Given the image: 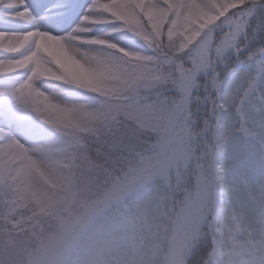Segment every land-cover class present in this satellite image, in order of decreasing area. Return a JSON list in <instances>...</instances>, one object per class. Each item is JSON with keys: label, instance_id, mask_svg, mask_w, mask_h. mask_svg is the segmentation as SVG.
I'll return each mask as SVG.
<instances>
[{"label": "rangeland", "instance_id": "374dc122", "mask_svg": "<svg viewBox=\"0 0 264 264\" xmlns=\"http://www.w3.org/2000/svg\"><path fill=\"white\" fill-rule=\"evenodd\" d=\"M137 1L139 0H132L133 3ZM225 1L228 7L244 3L251 6L254 2ZM54 2L52 0V4H49L50 9ZM147 2L148 14L158 16L159 11H149L154 0ZM186 2L205 5L204 0ZM129 3L130 0H91L87 19L79 21L80 25L76 24L69 31L68 42L60 39L62 34H53L49 29L39 28L35 31L28 22L27 26L18 29L20 39L14 48L7 52L0 50V142L6 143L9 149L23 150L25 158L41 166L46 177L48 169L44 152L50 145L51 138L41 124L46 122L48 114L58 109L72 111L83 107L85 103L94 102L92 94L95 90H101L103 85L112 82L108 67L122 65V58L118 57L117 50L130 55L137 53L134 50H143L136 41L122 38V24L118 28L112 26L113 21H118L114 15L117 6ZM186 8L189 9V5ZM54 12L55 9L46 11L50 16ZM237 31H243V23L237 25L225 39L222 48L226 49L235 42ZM3 32L5 30L0 28V34ZM17 50H20L19 53ZM149 57L158 63L160 69L150 71L139 86L149 100L153 95L158 96L156 90L161 88L163 92L160 99L154 101L128 104L118 102V112L133 124L116 147L121 149L119 153L122 155L132 157L130 165L134 173L145 171L138 175V179L146 176L148 180L160 176L159 182L171 184L178 177V192L182 194V200L178 217H172L169 222V231L165 226L168 237L163 239L167 240L163 251L167 264H185L191 249L205 239L214 223L219 193L217 170L213 166L217 153L200 138V145L197 146V142L195 147L186 144L181 150H177L174 144L167 143L172 132L174 112L178 108L177 123L180 124V129L185 127L180 118L185 115L186 108L183 96L189 95L193 77L178 65L179 77L176 83L166 68L171 58L158 61L154 56ZM204 59L206 54L201 58L202 64ZM174 83L179 88L180 95L174 100H165V92ZM110 98L111 96L109 100ZM102 99L97 98L99 102ZM200 133L201 130L199 135ZM157 160V169L156 163L147 167ZM78 162L81 167L72 176L69 198L49 216L43 215L39 208L30 206L31 213L23 217L0 220V264H72V260H87V256H92L94 260L88 261L90 264H102L105 250L100 242L96 240L89 249H85L82 243L87 231L94 230L89 224L95 218L88 216V213L98 210L103 203L114 197L120 198L113 204H122L128 195L124 190L128 187L123 189L122 182L99 173L85 153H80ZM149 189L150 187L144 188V199L136 214L132 218L119 220L120 226L125 221L131 222L126 228L121 227L120 236H117L118 245L129 248H125L127 253L121 261L109 259L108 264H150L154 248L152 242L157 244L156 239L152 241V234L156 225L159 224L164 229V224L160 218L153 216L151 209L152 199L161 197V193L156 191V194H152ZM85 222L87 226L84 232L76 235L77 229ZM99 222L100 219H96L94 223ZM99 227H95L96 238L102 231ZM73 238L75 239L71 243ZM80 246L83 247V252L79 251ZM212 257L213 251L209 254L208 261Z\"/></svg>", "mask_w": 264, "mask_h": 264}, {"label": "trees", "instance_id": "16d2710c", "mask_svg": "<svg viewBox=\"0 0 264 264\" xmlns=\"http://www.w3.org/2000/svg\"><path fill=\"white\" fill-rule=\"evenodd\" d=\"M147 1H137L139 8L132 11L118 5L114 12L117 20L121 21L123 31L133 33L141 39L150 37L154 32L158 33V30L164 29L165 24L168 27L164 29V35L169 39L178 38V26L187 25L193 18L204 16L207 13L204 6L211 3V0H204L205 5L199 6L196 2L169 0L167 7L161 9L158 16H152L147 12ZM223 2L226 3L225 0ZM187 5L189 9L186 8ZM128 38L141 44L144 49L143 43L134 36ZM117 52L118 57L122 58V65L108 67L112 82L103 85L101 90H95V95L92 94L94 102L85 103L83 107L72 111L53 110L48 114L46 122L41 124L51 138V143L44 152L47 177L43 174L41 166L25 158L23 150L9 149L6 143L0 142V220L8 221L16 216L23 217L31 213L30 206L39 208L47 217L57 206L65 203L69 198L72 176L77 174L81 167L78 156L83 152L98 168L99 173L122 182L123 189L128 187L124 190L128 195L122 204H113L120 198L114 197L103 203L98 210L88 213V216L95 220L100 219V222L95 224L94 220L89 224L94 230L87 231L82 240L85 249H89L97 240L105 250L104 259L107 261L103 259L102 264H108L109 259L121 261L123 255L127 253L125 248L129 246L121 248L117 243L119 239L117 236H120L121 227L126 228L131 222L125 221L120 226L119 220L132 218L136 214L144 199V188L150 187V193L156 194V191L161 193V197L152 199L151 209L153 216L160 218L164 224V229L159 224L156 225L152 234L151 239L152 241L156 239L157 244L152 242L154 248L150 264H167L163 251L167 240L163 239L168 237L167 230L169 231L171 218H177L180 209L182 194L178 192V177L176 176L177 181L174 180L171 184L159 182L160 176L148 180L146 176L138 179V175L144 174L145 171L134 173L130 165L132 157L122 155L119 153L121 149L116 147L117 142L126 136L133 124L118 112L116 108L118 102L145 103L160 99L163 89L156 90L158 96L152 94L154 97L149 100L139 86L150 71L153 72L155 68L157 70L160 67L151 57L140 52L134 55L120 50ZM165 93L167 94V91ZM101 97L102 102H99L97 98ZM183 102L186 105L185 115L182 116L185 127L180 129L181 126L177 123L178 108L174 112L170 139H167L169 140L167 143L174 144L177 150H181L186 144L195 147V142L198 146L199 141L204 140L201 133L199 135V126H190L185 122L188 116V96H183ZM243 130L249 136H256L254 130L249 128ZM258 155L259 145L257 150L242 162L219 157L218 173L221 188L214 211L216 222L212 235L210 236L208 232L205 239L191 249L185 264H209L208 256L214 248L213 240L215 249L212 264L264 262V215L261 213L264 174L254 171V162ZM155 163L157 169L159 160L147 167H152ZM221 208L227 210V222L219 215ZM114 224L116 228L112 226ZM86 226L87 222L82 224L76 235L82 234ZM96 226H100L102 230L97 238L94 234ZM79 251L83 252V247L80 246ZM86 259L79 262L74 259L72 264H90L88 261H94L92 256H87Z\"/></svg>", "mask_w": 264, "mask_h": 264}, {"label": "snow or ice", "instance_id": "6c2138e0", "mask_svg": "<svg viewBox=\"0 0 264 264\" xmlns=\"http://www.w3.org/2000/svg\"><path fill=\"white\" fill-rule=\"evenodd\" d=\"M168 2L154 0L149 11H160ZM49 4L52 0H33L32 4L24 0L16 10L27 7L29 12L39 16L55 9L50 17V31L64 34L78 21L86 20L91 9V0H60L52 5V9ZM120 7L132 11L139 8V3L130 0L129 4ZM204 7L207 10L204 16L178 26V38L169 39L164 35L167 24L145 39L126 30L122 38L134 36L143 43L144 49L133 50L154 56L158 61L171 58L166 68L176 83L178 65L190 72L193 83L185 122L199 126L205 144L210 145L219 157L233 162L247 160L259 145L254 171L264 174V0H254L251 6L244 3L236 7H228L223 0H211ZM120 23L113 21L112 26L118 28ZM240 23H243V31H237L236 40L230 47L222 48L225 39ZM205 54L202 64L201 58ZM176 83L167 89L165 100H174L180 95ZM244 128L254 130L256 136L247 135ZM261 191V213L264 215V188ZM226 213V209H219L225 222L228 220Z\"/></svg>", "mask_w": 264, "mask_h": 264}, {"label": "bare ground", "instance_id": "6f19581e", "mask_svg": "<svg viewBox=\"0 0 264 264\" xmlns=\"http://www.w3.org/2000/svg\"><path fill=\"white\" fill-rule=\"evenodd\" d=\"M28 2L32 4L33 0H28ZM59 2L60 0H55L54 4ZM22 4H24L23 0H0V28L5 30V32L0 34V50L2 51L7 52L14 48V45H16L20 39V32L18 29L27 26L28 22L30 26L34 27L35 31L39 28H44V30H50L52 28L50 15L44 12L37 16L29 12L27 7L17 11V7ZM77 24H79V21ZM69 34L70 32L62 34L60 39L64 42H68L70 40ZM67 46H69V44H67ZM28 48L29 47H26V49ZM19 51L20 50H17V53H19Z\"/></svg>", "mask_w": 264, "mask_h": 264}, {"label": "water", "instance_id": "95a60500", "mask_svg": "<svg viewBox=\"0 0 264 264\" xmlns=\"http://www.w3.org/2000/svg\"><path fill=\"white\" fill-rule=\"evenodd\" d=\"M217 159H218V156L215 158V164H214V169H215V171H216V168H217ZM216 181H217V185H218V187L220 188V183H219V181H218V177H217V175H216Z\"/></svg>", "mask_w": 264, "mask_h": 264}]
</instances>
